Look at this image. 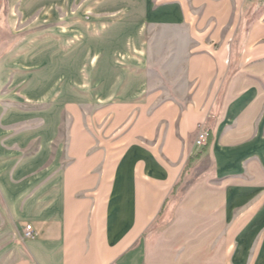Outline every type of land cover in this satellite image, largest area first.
Returning a JSON list of instances; mask_svg holds the SVG:
<instances>
[{
    "label": "crops",
    "instance_id": "0c3cea01",
    "mask_svg": "<svg viewBox=\"0 0 264 264\" xmlns=\"http://www.w3.org/2000/svg\"><path fill=\"white\" fill-rule=\"evenodd\" d=\"M142 1L143 28L188 37L162 59L175 98L133 25L134 54L57 21L0 46V264H264V0Z\"/></svg>",
    "mask_w": 264,
    "mask_h": 264
},
{
    "label": "rangeland",
    "instance_id": "374dc122",
    "mask_svg": "<svg viewBox=\"0 0 264 264\" xmlns=\"http://www.w3.org/2000/svg\"><path fill=\"white\" fill-rule=\"evenodd\" d=\"M0 0V46L10 48L20 41L28 40L36 34L48 33L52 30V21H57L55 28L63 35L65 44L81 51L88 39L97 38L100 33L106 34V40L116 39L123 44L130 45L131 28H140L144 44L145 57L142 62L145 72L149 71V92L156 94V99L162 101L166 97L175 98L178 94L173 90L170 81L178 80L184 70L180 61L163 62L162 59L178 50H184L189 45L188 37L175 31H163L160 28H143L144 3L142 0H102L101 13H97L98 1L95 9L84 11V0H72L67 7L65 0ZM154 6L162 0H151ZM93 5V4H92ZM55 13V18L52 16ZM101 23V24H99ZM54 26V25H53ZM85 26V27H84ZM87 30H89L87 32ZM67 35V36H66ZM181 35V36H180ZM99 39V38H97ZM150 44V45H149ZM130 48V50H129ZM129 53L136 51L129 47ZM123 53H118L121 55ZM125 57V56H123ZM170 79V81H169ZM20 239L11 241V261L19 257L18 246Z\"/></svg>",
    "mask_w": 264,
    "mask_h": 264
},
{
    "label": "built area",
    "instance_id": "2783aa9c",
    "mask_svg": "<svg viewBox=\"0 0 264 264\" xmlns=\"http://www.w3.org/2000/svg\"><path fill=\"white\" fill-rule=\"evenodd\" d=\"M209 137V131L205 128L201 130L199 133L198 139L196 141V144L198 147H202L207 143V139ZM33 237V229L32 226L28 225L26 227V233H25V238L29 239Z\"/></svg>",
    "mask_w": 264,
    "mask_h": 264
}]
</instances>
